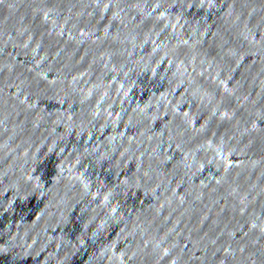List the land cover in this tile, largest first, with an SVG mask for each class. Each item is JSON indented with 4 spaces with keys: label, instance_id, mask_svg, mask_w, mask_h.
<instances>
[{
    "label": "water",
    "instance_id": "water-1",
    "mask_svg": "<svg viewBox=\"0 0 264 264\" xmlns=\"http://www.w3.org/2000/svg\"><path fill=\"white\" fill-rule=\"evenodd\" d=\"M0 264H264V0H52L8 38Z\"/></svg>",
    "mask_w": 264,
    "mask_h": 264
}]
</instances>
